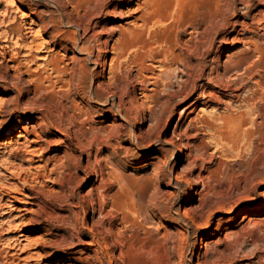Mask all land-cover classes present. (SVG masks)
Here are the masks:
<instances>
[{"label": "rangeland", "instance_id": "obj_1", "mask_svg": "<svg viewBox=\"0 0 264 264\" xmlns=\"http://www.w3.org/2000/svg\"><path fill=\"white\" fill-rule=\"evenodd\" d=\"M147 1L0 0V187L17 197L0 191V264H264V0L182 1L183 14L216 3L223 13L218 29L176 30L188 43L177 52L190 57L189 71L165 55L175 19L143 24ZM82 43L88 50L79 52ZM49 102L58 105L54 118L63 111L67 135L36 124ZM24 125L41 138L31 147L34 135L18 138ZM82 132L106 141L89 150ZM56 156L50 167L68 157L75 174L61 197L53 180L62 167L38 178ZM172 172L181 176L176 184ZM123 177L142 205L133 225L111 206ZM193 191L204 204L185 200ZM150 237L159 258L137 251Z\"/></svg>", "mask_w": 264, "mask_h": 264}, {"label": "bare ground", "instance_id": "obj_2", "mask_svg": "<svg viewBox=\"0 0 264 264\" xmlns=\"http://www.w3.org/2000/svg\"><path fill=\"white\" fill-rule=\"evenodd\" d=\"M90 1H92V0H90ZM94 1H96V0H94ZM130 2H132L133 0H129ZM182 1H187V0H148L147 1V3H146V5L149 7H147L148 9V15L147 16H145V15H143V16H145L144 18H143V24L144 25H149V24H151V23H155V22H157V21H161L162 19H164V18H167V17H171V18H174L175 19V23H174V25L171 27V30L170 31H172V33H167L166 35H165V37H164V42L167 44V52L165 53V55L166 56H171V59H172V61H174L172 64H174L175 62L176 63H181V65H182V67H184L187 71H189V70H191V68H192V64H191V62H189V56H185V54L184 53H182V52H177V49L179 48V46L182 48V49H185V44H188V43H186L185 42V44L184 43H181L180 42V40L177 38V31L176 30H178V29H180V28H182L183 27V24H185V23H187L188 24V26H190V27H193L194 29H199L200 27H202V26H204V30H202V33L203 32H207V31H209L211 28H219L220 26V22H221V16L223 15V13H222V7H220V5L219 6H217L216 4L217 3H219V1L220 0H214V1H217V3L215 4V7L214 8H216L215 9V13L214 14H211V12H210V10H213L214 11V8H212L211 9V7H210V10H208V14L207 13H205L204 11H202L201 12V14L200 13H198V14H194V13H192L194 10V8H195V6H193L194 8L192 9V7H190L191 8V10H189L190 11V13L188 12V11H186V13H189V14H183V10L184 9H182L181 7H183L182 6ZM189 1H192V0H189ZM189 1H187V2H189ZM194 2H195V0H193ZM213 1V2H214ZM260 1V0H259ZM187 2H186V5H187ZM224 2H226V1H224ZM224 2H223V5H224ZM244 2H245V4H246V6L247 7H249V6H253V1L252 0H244ZM264 2V1H263ZM74 3V2H73ZM81 3V2H80ZM103 3H104V1H103ZM220 4V3H219ZM222 4V3H221ZM88 5V4H87ZM102 5H104V4H102ZM184 5V4H183ZM195 5V4H194ZM201 5V4H200ZM200 5H199V7H200ZM203 5V4H202ZM202 5H201V7L200 8H202V9H205V8H203L202 7ZM205 6H206V4H204ZM213 5V4H212ZM197 6V5H196ZM204 6V7H205ZM211 6V5H210ZM217 6V7H216ZM82 7V6H81ZM102 7H104V6H102ZM188 7V6H187ZM213 7V6H212ZM190 8H186L185 7V10H188V9H190ZM207 8V7H206ZM84 9V8H83ZM208 9H209V6H208ZM201 11V10H200ZM199 10H198V12H200ZM205 11H207V9L205 10ZM147 12V11H146ZM185 12V11H184ZM197 12V11H196ZM192 13V15H190ZM220 14H222L221 16H220ZM186 15H190V18H191V16H192V18H193V16H195L196 18H195V20H196V23H195V21L193 22L192 20V22L191 21H188L189 19L188 18H186ZM142 16V17H143ZM188 19V20H187ZM186 24V25H187ZM12 34H16L17 36H18V38H20V39H22L24 42L23 43H25V40H24V38L20 35V33H19V30H18V27H12ZM176 31V34H173L174 32ZM196 32V31H195ZM137 33L136 32H134V31H130V37H133V36H135ZM73 41V40H72ZM75 41H78V40H75ZM100 41V40H99ZM26 44V43H25ZM182 44H184V45H182ZM34 45H36V48H40L41 46H42V44L41 43H37V44H34ZM34 45H32V46H34ZM182 45V46H181ZM120 47V46H119ZM75 48L77 49L78 48V50H79V52H82V50H88V47L86 46V44L85 43H82V44H80V45H76L75 46ZM30 49H32V47H30ZM117 49V48H116ZM179 50V49H178ZM201 54V53H200ZM44 61V63H47V64H49V65H51L52 66V68L54 69V70H56L57 72H60L61 74L63 73H65L66 71H67V68H63L62 66H61V61L58 59H55V58H50L49 59V57L46 55V56H43V57H41ZM155 59V58H154ZM165 60V59H164ZM163 62H165V61H163ZM139 63V62H138ZM137 64V63H136ZM171 66V65H170ZM170 66H167V69H169L170 68ZM176 66V65H175ZM81 67V66H80ZM79 67V68H80ZM51 68V67H50ZM77 68V67H76ZM82 68V67H81ZM84 69V68H83ZM107 69V63L106 62H104L103 63V65H102V71H105ZM167 69H166V71H167ZM181 70V69H180ZM165 71V70H164ZM118 73V72H117ZM183 73V72H182ZM66 74V73H65ZM84 74L85 73H83L82 71H80V72H78L76 69H74V71H73V76H77V77H79V79H83V81H85V76H88V75H86L85 74V76H84ZM164 74V73H163ZM120 75V74H119ZM166 75V74H165ZM162 76V75H161ZM167 76V75H166ZM165 76V77H166ZM225 77V76H224ZM212 78V77H211ZM116 79V78H115ZM121 79V78H120ZM149 79V78H148ZM167 79H168V77H167ZM180 80V79H179ZM164 81V80H163ZM167 81V80H166ZM119 82V80H118V77H117V80H116V83H118ZM175 82V81H174ZM155 83V82H154ZM162 83V82H161ZM177 83V82H176ZM85 84V83H84ZM166 86H167V84H165ZM86 86V88L85 89H87L88 90V93H89V96H90V98H95V96H94V92H93V83L91 82V83H89V84H86L85 85ZM171 87V86H170ZM158 89V88H157ZM160 90V89H159ZM212 91V90H211ZM159 92V91H158ZM87 95V94H86ZM216 95V94H215ZM1 96V95H0ZM114 96V95H113ZM218 96V95H217ZM102 97V96H101ZM69 98V97H68ZM154 98V97H153ZM162 98V97H161ZM122 107V106H121ZM63 108V107H62ZM60 111H62V110H60ZM70 111V110H69ZM150 111V110H149ZM149 111H148V113H149ZM55 112H58V105H57V103L56 102H49L48 103V105H47V107H43L42 108V110H41V116H40V118H41V122H39V121H37L36 122V124L39 126V127H45L46 129H56L57 131H59L61 134H64V135H67L68 134V132H67V127L65 128L64 127V123H62V119H65L64 118V113H63V111L62 112H60V113H58V114H56L57 115V118L59 119V121H58V119L55 117H53L54 116V113ZM116 112V111H115ZM4 113V108L2 107V106H0V115L2 116V114ZM150 115H154V112L153 111H150ZM153 113V114H152ZM118 114H120L121 115V118L123 119V120H125V121H129V117H130V115H129V113H127V112H124L123 110H122V108H119V111H118ZM232 115V114H231ZM70 116V115H69ZM155 116V115H154ZM73 118V120L76 118V116H72ZM264 117V116H263ZM70 118V117H69ZM145 118V117H144ZM142 119V118H141ZM72 120V121H73ZM66 121V120H65ZM225 121H226V119H225ZM141 122V121H140ZM227 122V124L228 123H230V121H226ZM225 122V123H226ZM155 123H158V122H155ZM67 124V123H66ZM160 124H158V126H159ZM74 126H75V124H74ZM152 126V125H151ZM23 131H21L20 133H19V135H18V138L20 139H22V138H25V139H28L31 135H34V139H30V141H29V143L30 144H28L30 147L32 146L31 144H33V143H36V142H39V140L41 139L40 138V135H39V133L36 131V129L34 130V129H31L29 126H27V125H24L23 127ZM69 128V127H68ZM80 129V128H79ZM71 130V129H70ZM176 129H174V131H175ZM177 131V130H176ZM175 131V132H176ZM177 133V132H176ZM82 136H84L85 138H86V140H87V142L86 143H84L85 144V146L86 147H88L89 148V150L92 148V146L94 145V142L95 141H99V143L100 144H102V143H105V141H106V139L105 138H103L101 135H96V134H87L86 132H82ZM113 135H110L109 137H107L108 138V140H111V137H112ZM79 140H81V138H80V136L77 134V136H76ZM115 137V136H114ZM142 136H140L139 134H137V133H132V140L133 141H135V142H137L138 144H141V138ZM40 138V139H39ZM39 139V140H38ZM131 142V141H130ZM25 145V144H24ZM40 145V144H39ZM103 145V144H102ZM40 146H42V145H40ZM21 147V146H20ZM111 147V146H110ZM29 148V147H28ZM41 147H39V149H40ZM29 150H32V149H29ZM41 150V149H40ZM39 150V151H40ZM116 150V149H115ZM116 153V152H115ZM182 154V153H181ZM181 154H179L178 155V159H181V157H182V155ZM26 156V155H25ZM38 156V155H37ZM53 159L56 161L57 160V156L56 157H53V158H48L46 161H45V164L41 167V170L38 172V178H42V179H48L49 178V175L50 174H52V173H54L57 169H59L60 167H62L63 168V173H59L60 175H59V177L58 178H56L55 180H53V181H56V182H58L59 183V186H60V192L59 193H56L59 197H61V194H63L62 192H65V188H64V186H65V183H72L73 181H74V176H75V174H74V172H72V166L70 165V158H68L67 157V159H63L62 160V162H61V164L59 163V164H57V163H54L53 164V167H50V163L53 161ZM30 160V159H29ZM33 160V159H32ZM52 160V161H51ZM58 162V161H57ZM252 163V162H251ZM257 163V162H256ZM256 163H255V166H256ZM167 164V163H166ZM196 164V163H195ZM194 164V165H195ZM253 165L254 164H251L250 165V171H251V175H253V176H258V175H260L261 173H260V171H259V169H257L256 167L254 168L253 167ZM160 169V168H159ZM62 170V169H61ZM158 170V169H157ZM59 171V170H58ZM111 171V170H110ZM56 173V172H55ZM114 175V174H113ZM154 175H155V177L157 178V179H159V173H158V171H155V173H154ZM104 176V175H103ZM102 176V177H103ZM153 177V176H152ZM175 178V184H176V182L177 181H179V179L181 178V176L178 174V173H176V174H174L173 172L172 173H170V183L172 182V178ZM166 178V177H165ZM151 179V178H150ZM118 180V182H119V184H120V189H121V191L117 194V193H115V194H113V196H112V205L111 206H113V208H117V209H119L121 212H122V218H123V220H124V222L125 223H131L132 225L136 222V221H139V220H137V218L142 214V205H140V204H137L136 203V198H135V200H134V195L132 194V191H131V188H132V184L130 183V182H127V180H126V178H118L117 179ZM115 181V180H114ZM76 183V182H75ZM160 183V182H159ZM105 184V183H104ZM118 184V185H119ZM155 184V183H154ZM172 184V183H171ZM29 185V184H28ZM133 189V188H132ZM100 190V189H99ZM104 190V189H103ZM0 191L1 192H4V191H6L8 194H9V196L11 197V198H14V199H16L17 200V197L16 196H14V195H12L11 194V192L10 191H8V188L6 187V186H2L1 185V187H0ZM134 193V192H133ZM136 193V192H135ZM207 193V192H206ZM137 194V193H136ZM102 196L105 198V200L107 199V196H108V192L105 190V191H103L102 192ZM197 196H200V199H201V203L202 204H204V200H205V198L203 197L204 196V193L202 192V191H193V192H191L186 198H185V200L186 201H191V200H193V199H195ZM62 197H63V195H62ZM140 198V197H139ZM204 198V199H203ZM102 199V198H101ZM151 199L153 200L154 199V197L152 196L151 197ZM203 199V200H202ZM157 200V199H156ZM83 201H85V200H83ZM102 201V200H101ZM40 202V201H39ZM207 202V201H206ZM93 203V202H92ZM103 204V203H102ZM106 204H108L107 202L106 203H104V205L103 206H105ZM144 204V203H143ZM41 207V206H40ZM264 207V206H263ZM102 208V207H101ZM149 208V207H148ZM196 208V207H195ZM198 208V207H197ZM26 209V208H25ZM103 209H105V208H103ZM264 209V208H263ZM104 211V210H103ZM106 211V210H105ZM37 212V211H36ZM102 212V211H101ZM197 211L195 210V213H196ZM102 214V213H101ZM105 214V213H104ZM103 214V215H104ZM198 214V213H197ZM146 216V215H145ZM201 216V215H200ZM117 217V216H116ZM121 217V216H120ZM147 218V217H146ZM196 218V217H195ZM115 219V218H114ZM175 219V218H174ZM221 221V220H220ZM141 222V221H140ZM97 224V223H96ZM136 224V223H135ZM108 225V224H107ZM105 227V226H104ZM103 227V228H104ZM110 229V228H109ZM111 230V229H110ZM101 232V231H100ZM109 232V231H108ZM112 234V233H111ZM114 234V233H113ZM110 236V235H109ZM94 238V237H93ZM95 238H96V236H95ZM147 238V237H146ZM104 240H105V242L107 243V240H106V237H104ZM203 240V239H202ZM96 242H98V241H96ZM91 244H95L94 243V241L91 243ZM97 246V245H96ZM132 246V245H131ZM137 248V247H136ZM95 249V248H94ZM160 247L157 245V240H155L154 238H152V237H150L149 238V241H144L143 243H141V245H140V247L137 249V251L139 252V253H141V251H146V252H150V253H152V255L154 256V257H157V258H159L158 256H160V253H162L160 250ZM96 250V249H95ZM6 255V254H5ZM87 260V259H86ZM90 260V259H89ZM98 261V260H97ZM86 262V261H85Z\"/></svg>", "mask_w": 264, "mask_h": 264}]
</instances>
